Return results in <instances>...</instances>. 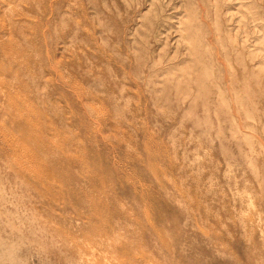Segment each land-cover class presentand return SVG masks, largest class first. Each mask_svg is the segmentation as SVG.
Returning <instances> with one entry per match:
<instances>
[{"label":"rangeland","instance_id":"obj_1","mask_svg":"<svg viewBox=\"0 0 264 264\" xmlns=\"http://www.w3.org/2000/svg\"><path fill=\"white\" fill-rule=\"evenodd\" d=\"M0 264H264V0H0Z\"/></svg>","mask_w":264,"mask_h":264},{"label":"bare ground","instance_id":"obj_2","mask_svg":"<svg viewBox=\"0 0 264 264\" xmlns=\"http://www.w3.org/2000/svg\"><path fill=\"white\" fill-rule=\"evenodd\" d=\"M53 7V6H52ZM21 30V29H20Z\"/></svg>","mask_w":264,"mask_h":264}]
</instances>
